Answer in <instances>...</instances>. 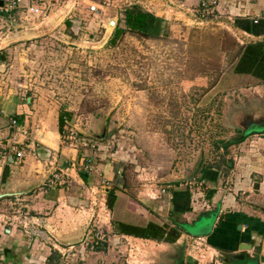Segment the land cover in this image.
I'll list each match as a JSON object with an SVG mask.
<instances>
[{
    "label": "rangeland",
    "instance_id": "1",
    "mask_svg": "<svg viewBox=\"0 0 264 264\" xmlns=\"http://www.w3.org/2000/svg\"><path fill=\"white\" fill-rule=\"evenodd\" d=\"M201 1L48 0L46 14L28 21L21 14L0 13V100L11 117L18 115L17 104L26 105L34 116L28 130L38 138H44L56 115L68 114L61 144L74 159L66 160L88 175L78 185L74 177L63 176L64 164L54 165L47 177L31 183L36 185L29 193L1 198L3 256L5 246L15 240L6 229H16L15 238L35 240L42 255L45 245L57 253L54 245L62 249L59 264H137V253L154 251V244L134 238L116 241L110 229L114 216L136 223L138 218L126 210L131 199L140 203L139 195H159L176 182L198 188L202 167L223 156L231 160V150L217 144L243 137L253 126L245 124L247 117H264V86L252 88L254 78L234 74L240 42L248 40L218 25L214 17L200 23ZM93 4L100 5L99 12L90 11ZM132 4L155 18H165L168 8L170 25L161 31L153 27L148 36L129 32L112 47L116 27L110 29L108 21L118 22ZM104 131V139L99 138ZM16 146L21 150L22 144ZM112 172L124 176L123 188L110 179ZM3 180L0 193L28 188L16 185L17 179L14 185ZM61 180L83 203L45 200L44 193L56 190ZM105 188H116L120 196L114 214ZM28 195L33 197L22 200ZM31 217L35 222L30 227L36 230L27 239L23 226ZM70 229L78 231L76 243L58 245V238L69 241ZM116 242L121 248L114 247Z\"/></svg>",
    "mask_w": 264,
    "mask_h": 264
},
{
    "label": "crops",
    "instance_id": "2",
    "mask_svg": "<svg viewBox=\"0 0 264 264\" xmlns=\"http://www.w3.org/2000/svg\"><path fill=\"white\" fill-rule=\"evenodd\" d=\"M184 5L182 4L180 7H184ZM168 11V8H164L165 18L157 17L159 20L157 26L160 31L165 24L170 25L169 17L172 12L168 13ZM186 11H192V8H186ZM239 17L250 19L264 18V0H219L217 13L214 17V19L218 20V25H227V28L232 32H239L243 36L245 35L248 43L263 39V37H256L237 29L234 26V22ZM199 21L201 23V19ZM240 43L242 48L238 58L246 45L242 41ZM252 86H254L252 88H260L264 84H260L255 79ZM8 109L5 102L0 100V116L3 117H0V127L4 126L7 118L12 119ZM14 111L18 115L23 114L25 116L24 121L18 123L13 131L10 127L0 129V135H9L8 139H5L6 142H3L6 146L22 144L21 150H23L24 155L18 159L11 154L12 152L2 149L4 156H0L1 180L4 179L3 181L6 182L11 179L14 185L16 182H14V179H17L16 185L21 184L22 186L30 187L34 181H41L44 177H47L51 173L52 166L64 164V167L60 169L64 173L63 176L74 177L78 185L86 182L80 174L81 170L75 168V164L71 165L72 168L67 163V158L73 160L74 157L72 152L61 144L60 114L53 118L51 129L43 132L44 138H38L31 135L28 130L29 123L34 118L33 115L31 116L28 113L29 108L26 105L17 104ZM263 131L264 129L261 131L255 130V133L247 135L244 139L241 137L239 139L241 141L231 145L229 148L232 154L230 160L232 162L231 168L227 170V168L222 167V169L208 170L200 178V187L191 188L192 186L176 182L170 186L166 194L158 198H151L147 193V197L138 196L142 203L131 199L133 202L128 203L126 210L128 213L134 214L138 219H136V223L129 224L146 226L149 222H155L172 227L178 225L181 237L176 243H160L153 240L120 235L114 231L113 224L110 223V229L114 231V239L118 241L121 238H134L154 244V251L145 250L137 253V264H264ZM18 160L19 163L23 162L22 165L14 166ZM225 175L227 177H223ZM109 177L107 176L108 179ZM110 179L114 180L115 185L119 189L126 184L124 176L118 173L112 172ZM67 182L61 180L58 182L59 187L56 190L50 194L44 193L43 197L45 200L49 201L56 198L55 200L58 202L67 201V205L68 202L71 205L83 203L79 199L76 190L71 192ZM52 188L54 189L53 186ZM105 190L108 193L111 188H105ZM32 197V195H28L22 200L27 199L28 201ZM119 200L120 196H118L117 203ZM71 205L69 207L74 209ZM25 206H30V204L27 203ZM111 212L114 214V210ZM174 220L179 222L180 225ZM114 221L124 222L117 220L115 216ZM34 222L35 219L32 217L31 219L27 218V221L24 222L23 232L26 233L27 239L30 238L29 234L36 230L30 227V223ZM6 231L8 238L15 239L11 241L12 244L10 246H5L4 248V257L8 263L49 264L48 258L53 252L52 247L45 245L43 249L47 248L48 250L42 255L38 250L42 245L40 246L35 240L29 242L24 237H22V240H17L15 238L16 229H6ZM68 232V242L76 243L78 231L70 229ZM200 238H203L204 241H199ZM98 239L100 238L98 237ZM99 243V241L96 242L98 245ZM60 244L62 243L58 241V245ZM115 244L117 245L114 246L115 248H121L118 245L119 242ZM243 244H249L251 248L242 249L241 246ZM54 247L59 251L57 245H54ZM74 247L75 245H72L69 251L74 249ZM107 249H110V245H108ZM243 252L249 254V258L233 257ZM59 254L62 255L60 251Z\"/></svg>",
    "mask_w": 264,
    "mask_h": 264
},
{
    "label": "trees",
    "instance_id": "3",
    "mask_svg": "<svg viewBox=\"0 0 264 264\" xmlns=\"http://www.w3.org/2000/svg\"><path fill=\"white\" fill-rule=\"evenodd\" d=\"M158 22L159 20L145 10L141 5L132 4L124 10L122 18L117 22L115 31L109 40V45L112 47L117 46L119 40L129 32L136 35L148 36L149 34H147V32L152 30L153 27L154 29L156 27V29L159 30V27L157 26ZM234 26L237 29L243 30L256 37H263L262 40L250 42L244 46L233 69L234 74L239 76H250L256 79L260 84H264V18L259 19L258 22L255 23L254 19L239 17L235 19ZM0 117L3 118L2 116ZM24 118L25 116L23 114L14 116L12 119L6 120L4 126L0 127V129H4L8 126L11 127V120L13 119L18 123H22ZM68 122V114L65 112L60 113L59 130L61 135H63ZM252 133H255V130L249 131L242 137V139ZM239 141L241 140L238 139L221 142L217 144V148H223L226 152H228L230 146L234 143H238ZM231 164L232 162L230 160H226V157L223 156L220 162L215 165L209 164L204 166L201 171L204 174L208 170L215 168L222 169V167H225L228 170L231 168ZM80 174L87 181V174L82 170L80 171ZM117 200L118 195L116 193V188H113L107 193V205L111 211L114 210ZM174 221L180 225L179 222L176 220ZM113 227L117 234L153 240L160 243H176L181 237V231L178 225L176 227H172L167 224L160 225L155 222H149L146 226H139L125 222L113 221ZM99 248L100 247L98 246L96 249ZM48 263L59 264V253L53 251L51 256L48 258Z\"/></svg>",
    "mask_w": 264,
    "mask_h": 264
},
{
    "label": "built area",
    "instance_id": "4",
    "mask_svg": "<svg viewBox=\"0 0 264 264\" xmlns=\"http://www.w3.org/2000/svg\"><path fill=\"white\" fill-rule=\"evenodd\" d=\"M3 3V6L0 7V13H7V14H21L22 18L28 21L30 18H33V16H38L41 14H46V11L49 9L48 0H0ZM219 5V0H202L201 4L198 9V13L201 17L202 22H207L211 18L216 16L217 8ZM100 10V5L93 4L90 6V11L92 13H97ZM258 18L254 19L255 23L258 22ZM12 122V129H15V127L18 125V122L16 120H11ZM1 142V141H0ZM0 149H4L9 152H14L16 158H21L24 155L23 150H19L16 144L5 145L3 142L0 143ZM186 186H193L195 185L192 182L186 183ZM170 186H167V188H163L159 195L157 192H152L149 194L151 198H158L161 195H164L167 193ZM106 203V200H104V204ZM199 241H204L203 238H200ZM59 251L63 254V250L59 248ZM0 264H12L8 263L3 254L1 253L0 249ZM15 264V263H13Z\"/></svg>",
    "mask_w": 264,
    "mask_h": 264
},
{
    "label": "water",
    "instance_id": "5",
    "mask_svg": "<svg viewBox=\"0 0 264 264\" xmlns=\"http://www.w3.org/2000/svg\"><path fill=\"white\" fill-rule=\"evenodd\" d=\"M3 6V3L0 1V7ZM108 26L109 28H115L117 26V20L116 19H110L108 21ZM264 122V117H262L261 119L260 118H257V119H252L251 118V122L250 123H253V126L248 129L247 131H243V136L245 134H247L249 131H253V130H262L264 129V126L262 125V123ZM11 129V127H10ZM9 135L8 136H1L0 135V141L2 140H5V139H8ZM105 137V131L103 132L102 136H100L99 138L101 139H104ZM36 185V184H35ZM35 185L33 186H30L28 187L27 189H22V190H12V191H7V192H2L0 193V199L1 198H5V197H13V196H21L23 194H26V193H29L34 187ZM58 241L62 244H65V245H70V242H65V241H62L60 238H58ZM242 249H250L251 246L249 244H243L241 246ZM249 254H247L246 252H243V253H240V254H236L235 256H233L234 258H244V257H248L249 258Z\"/></svg>",
    "mask_w": 264,
    "mask_h": 264
},
{
    "label": "flooded vegetation",
    "instance_id": "6",
    "mask_svg": "<svg viewBox=\"0 0 264 264\" xmlns=\"http://www.w3.org/2000/svg\"><path fill=\"white\" fill-rule=\"evenodd\" d=\"M250 122H251V118H249V117H247V120H246V123L245 124H250ZM241 138V136H239V137H236V138H234L233 140H238V139H240Z\"/></svg>",
    "mask_w": 264,
    "mask_h": 264
},
{
    "label": "bare ground",
    "instance_id": "7",
    "mask_svg": "<svg viewBox=\"0 0 264 264\" xmlns=\"http://www.w3.org/2000/svg\"><path fill=\"white\" fill-rule=\"evenodd\" d=\"M112 29V28H111Z\"/></svg>",
    "mask_w": 264,
    "mask_h": 264
}]
</instances>
